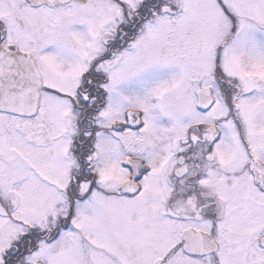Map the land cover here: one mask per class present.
I'll return each instance as SVG.
<instances>
[{"label": "snow or ice", "instance_id": "snow-or-ice-1", "mask_svg": "<svg viewBox=\"0 0 264 264\" xmlns=\"http://www.w3.org/2000/svg\"><path fill=\"white\" fill-rule=\"evenodd\" d=\"M0 264H264V0H0Z\"/></svg>", "mask_w": 264, "mask_h": 264}]
</instances>
